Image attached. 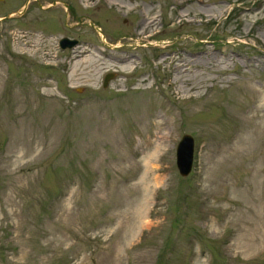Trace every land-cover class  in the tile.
Listing matches in <instances>:
<instances>
[{
	"label": "rangeland",
	"instance_id": "374dc122",
	"mask_svg": "<svg viewBox=\"0 0 264 264\" xmlns=\"http://www.w3.org/2000/svg\"><path fill=\"white\" fill-rule=\"evenodd\" d=\"M84 1L0 0V264H264V0Z\"/></svg>",
	"mask_w": 264,
	"mask_h": 264
},
{
	"label": "water",
	"instance_id": "95a60500",
	"mask_svg": "<svg viewBox=\"0 0 264 264\" xmlns=\"http://www.w3.org/2000/svg\"><path fill=\"white\" fill-rule=\"evenodd\" d=\"M77 45L76 40H69L63 38L59 42V46L62 49L73 48ZM114 78V74H108L103 81V87H107L108 83ZM193 165V140L190 136L184 135L179 141L176 148V167L178 173L182 177H186Z\"/></svg>",
	"mask_w": 264,
	"mask_h": 264
},
{
	"label": "bare ground",
	"instance_id": "6f19581e",
	"mask_svg": "<svg viewBox=\"0 0 264 264\" xmlns=\"http://www.w3.org/2000/svg\"><path fill=\"white\" fill-rule=\"evenodd\" d=\"M88 1H90V0H85L84 2L86 3V2H88ZM93 1V0H92ZM95 3V2H94ZM153 24V21H147V22H144L143 23V30H145V29H147L148 27H150L151 25ZM81 55H82V53H80V54H78L77 55V58H80L81 57ZM80 63V61H79V59H76V61H75V63H74V66H73V69H74V67H76L78 64ZM177 70H180V73L183 75L184 74V70H183V67L182 66H178L177 67Z\"/></svg>",
	"mask_w": 264,
	"mask_h": 264
},
{
	"label": "flooded vegetation",
	"instance_id": "af4514ba",
	"mask_svg": "<svg viewBox=\"0 0 264 264\" xmlns=\"http://www.w3.org/2000/svg\"><path fill=\"white\" fill-rule=\"evenodd\" d=\"M68 12V11H67Z\"/></svg>",
	"mask_w": 264,
	"mask_h": 264
},
{
	"label": "trees",
	"instance_id": "16d2710c",
	"mask_svg": "<svg viewBox=\"0 0 264 264\" xmlns=\"http://www.w3.org/2000/svg\"><path fill=\"white\" fill-rule=\"evenodd\" d=\"M168 245V244H167Z\"/></svg>",
	"mask_w": 264,
	"mask_h": 264
}]
</instances>
